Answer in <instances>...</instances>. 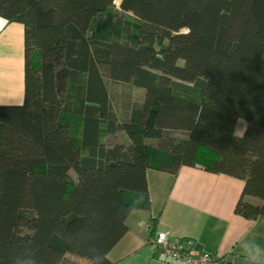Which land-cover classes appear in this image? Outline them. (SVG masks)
<instances>
[{
    "label": "trees",
    "instance_id": "1",
    "mask_svg": "<svg viewBox=\"0 0 264 264\" xmlns=\"http://www.w3.org/2000/svg\"><path fill=\"white\" fill-rule=\"evenodd\" d=\"M116 1L0 0L26 49L24 102L0 105V264H110L149 168L239 177L237 213L264 214V0Z\"/></svg>",
    "mask_w": 264,
    "mask_h": 264
},
{
    "label": "crops",
    "instance_id": "2",
    "mask_svg": "<svg viewBox=\"0 0 264 264\" xmlns=\"http://www.w3.org/2000/svg\"><path fill=\"white\" fill-rule=\"evenodd\" d=\"M25 67L24 24L0 15V105L24 102ZM245 129L246 122L240 119L236 134L243 135ZM147 181L151 208L134 210L127 217V232L107 254L110 264H173L156 255L148 241L160 231L169 232L172 239L195 240L223 264H251L243 247L246 242L264 249V214L251 219L236 211L244 179L197 164L183 165L177 174L149 168ZM246 199L262 202L254 196Z\"/></svg>",
    "mask_w": 264,
    "mask_h": 264
},
{
    "label": "built area",
    "instance_id": "3",
    "mask_svg": "<svg viewBox=\"0 0 264 264\" xmlns=\"http://www.w3.org/2000/svg\"><path fill=\"white\" fill-rule=\"evenodd\" d=\"M150 230V225H145ZM156 255L165 256L173 264H223L219 256L210 253L193 239H172L169 232L160 231L149 238Z\"/></svg>",
    "mask_w": 264,
    "mask_h": 264
},
{
    "label": "rangeland",
    "instance_id": "4",
    "mask_svg": "<svg viewBox=\"0 0 264 264\" xmlns=\"http://www.w3.org/2000/svg\"><path fill=\"white\" fill-rule=\"evenodd\" d=\"M119 0L116 1L118 5ZM112 89L114 95L118 97L119 104L123 103L127 98L132 97L135 100H141L142 98V91L138 88L130 86L127 83H114L112 84ZM117 101V98H116ZM180 135H184V133H179ZM122 135H118L113 138V141L121 140ZM66 264H89V261L85 258L78 257L76 255L67 254L66 256Z\"/></svg>",
    "mask_w": 264,
    "mask_h": 264
},
{
    "label": "clouds",
    "instance_id": "5",
    "mask_svg": "<svg viewBox=\"0 0 264 264\" xmlns=\"http://www.w3.org/2000/svg\"><path fill=\"white\" fill-rule=\"evenodd\" d=\"M251 264H261L264 261V249L252 242L243 245ZM13 264H37L34 254H19L14 258Z\"/></svg>",
    "mask_w": 264,
    "mask_h": 264
}]
</instances>
